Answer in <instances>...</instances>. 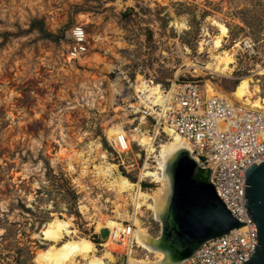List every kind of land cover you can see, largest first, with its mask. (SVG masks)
<instances>
[{
    "label": "rangeland",
    "instance_id": "374dc122",
    "mask_svg": "<svg viewBox=\"0 0 264 264\" xmlns=\"http://www.w3.org/2000/svg\"><path fill=\"white\" fill-rule=\"evenodd\" d=\"M213 19L229 29L224 49L240 40L251 44L236 48L231 73L206 68L220 32ZM78 24L85 25L94 52L127 63L131 73L164 84L194 79L225 94L251 76L252 89L261 88L253 98L264 96V75H255L264 71V0H0V264H39L36 251L52 243L43 226L56 216L72 217L76 234L91 238L97 254L106 251L95 225L76 207L59 155L61 147L108 146L96 111L83 98L90 77L107 68L66 60L69 31ZM200 172L209 179L210 170ZM157 186L145 185L149 191ZM142 214L144 226L160 237L161 220L147 207ZM111 250L117 264L127 263L117 246ZM134 255L156 258L141 248Z\"/></svg>",
    "mask_w": 264,
    "mask_h": 264
},
{
    "label": "built area",
    "instance_id": "2783aa9c",
    "mask_svg": "<svg viewBox=\"0 0 264 264\" xmlns=\"http://www.w3.org/2000/svg\"><path fill=\"white\" fill-rule=\"evenodd\" d=\"M69 39L68 63L101 67L81 62L97 47L91 46L84 24L71 28ZM126 64L117 62L99 78L91 72L93 76L84 92L83 98L96 111L108 146L103 149L101 144H94L84 150L74 146L71 154L61 156L65 179L77 195L79 213L95 226L108 219L117 221L110 228L102 226L109 228L110 234L100 246L105 248L109 242L124 255L129 249L134 254L137 249H144L134 232V217L141 218L147 206L137 207L133 194L147 190V182L157 183L154 175L144 173L148 168L155 170L157 160L152 154L148 156L147 146L133 134L149 135L155 148L179 136L189 143L198 169L211 171L208 181L239 221L227 233L199 243L180 264L245 263L259 242L258 228L246 206L245 191L247 168L264 161V96H258L260 105L232 100L224 93L210 94L206 84L198 80L174 79L164 84L144 72L131 73ZM261 70L255 75H264ZM113 124L122 126L110 138L106 127ZM120 174L134 187L120 191L116 185ZM120 213L124 216H119Z\"/></svg>",
    "mask_w": 264,
    "mask_h": 264
},
{
    "label": "bare ground",
    "instance_id": "6f19581e",
    "mask_svg": "<svg viewBox=\"0 0 264 264\" xmlns=\"http://www.w3.org/2000/svg\"><path fill=\"white\" fill-rule=\"evenodd\" d=\"M81 17H88V15L81 14ZM213 21L214 24L219 27L220 32L214 38V49L216 53L213 59L207 62L206 68L216 72L231 73L234 70V63L236 62L234 55L236 48L240 47L245 49L251 44L248 40H240L236 42L231 50L224 49V41L229 35V29L221 20L213 19ZM201 44H203V42ZM81 62H86L90 66L95 67L104 64V67L108 70L114 67V63L109 61L100 52L89 53ZM252 82H254L253 77L244 76L231 94H224L228 97L232 96L233 98L230 97L232 100L260 105L259 98L253 100V97L261 91V88L255 85V88L252 89ZM205 87L210 94L213 92L221 93L212 86V84L206 83ZM121 126V124H113L107 127L110 138L113 137V134L121 130ZM133 137L138 138L142 141L144 146H147L148 156L151 155L152 152L157 151V149L153 147V140L149 135L135 132ZM74 153L77 154L79 152L74 151ZM186 153L198 164L197 158L193 155L189 143L179 136L172 137L169 141L162 143L160 152L156 155L158 158H156L157 164L155 170L148 168L144 172L147 175H154V179L158 186L154 188V190L152 189L153 191L137 190L135 194H133V197L137 207L145 204L148 209H151L155 219L161 220L162 231L160 237H154L148 231L147 227L144 226L142 219L135 216L134 222L136 228L134 232L137 235L138 241L148 252L155 253L156 258H140L132 253L133 250L129 249L125 255L127 256L126 264H180L185 258L190 256L191 250L189 248L175 241L172 236H167L163 230L166 222V212L173 192L174 176L180 159ZM69 154H71L69 149L67 150L65 147H61L59 155L66 156ZM82 154L83 152L80 151L79 155L82 156ZM146 166L149 167V164H146ZM116 185L120 191L125 188L129 189L134 187V185L129 183L124 177H120V179L116 181ZM119 216L123 217L124 214L120 213ZM115 224H117V221L108 219L105 222H98L95 228H103V225H107L110 228ZM109 228L108 230H110ZM42 232L45 234V238L52 243H50L47 248H39L36 251L35 260L39 264H75L82 259L86 264H117L116 256L111 250L115 245L108 242L105 244L106 251L103 254H97L96 244L91 238L82 235L78 236L76 234L77 230L74 228L72 217L62 218L56 216L43 226ZM109 234L106 240H108Z\"/></svg>",
    "mask_w": 264,
    "mask_h": 264
},
{
    "label": "water",
    "instance_id": "95a60500",
    "mask_svg": "<svg viewBox=\"0 0 264 264\" xmlns=\"http://www.w3.org/2000/svg\"><path fill=\"white\" fill-rule=\"evenodd\" d=\"M187 154L178 163L163 230L167 236L189 248L192 254L197 244L213 235L227 233L238 226L239 221L210 181L195 178L198 167ZM246 171V206L258 228L259 242L255 253L243 264H264V161L252 163ZM120 177L124 176L120 174ZM93 234L105 241L109 230L95 228Z\"/></svg>",
    "mask_w": 264,
    "mask_h": 264
},
{
    "label": "flooded vegetation",
    "instance_id": "af4514ba",
    "mask_svg": "<svg viewBox=\"0 0 264 264\" xmlns=\"http://www.w3.org/2000/svg\"><path fill=\"white\" fill-rule=\"evenodd\" d=\"M201 172H200V170L198 169V172L196 173V175H195V178L197 179V180H205V179H203L202 177H201V174H200ZM198 245V244H197ZM196 245V246H197ZM195 246V247H196Z\"/></svg>",
    "mask_w": 264,
    "mask_h": 264
}]
</instances>
